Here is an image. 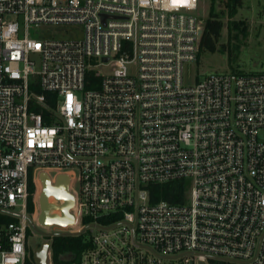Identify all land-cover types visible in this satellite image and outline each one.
<instances>
[{
  "label": "built area",
  "instance_id": "1",
  "mask_svg": "<svg viewBox=\"0 0 264 264\" xmlns=\"http://www.w3.org/2000/svg\"><path fill=\"white\" fill-rule=\"evenodd\" d=\"M203 7L0 0V264H25L42 171L73 185L76 264H264V72L190 79Z\"/></svg>",
  "mask_w": 264,
  "mask_h": 264
},
{
  "label": "rangeland",
  "instance_id": "2",
  "mask_svg": "<svg viewBox=\"0 0 264 264\" xmlns=\"http://www.w3.org/2000/svg\"><path fill=\"white\" fill-rule=\"evenodd\" d=\"M224 1V0H223ZM217 5L222 3V0L215 1ZM210 0H204L203 9L198 11V15L205 18L208 13ZM218 8H220L218 6ZM228 17L225 14L224 20ZM231 20H244L247 25V35L240 37V45L237 50V57L228 62L227 54L220 51L203 52L200 56L198 64L192 66V77L198 76L199 79L204 75L212 72H229V71H245V72H264V0H242L240 7L237 9L236 14ZM60 31L63 28H58ZM227 42V31H223L220 43ZM236 40L232 39L231 44H235ZM50 174H53L50 172ZM46 171H42L39 177L36 178L37 182L41 185L36 191L33 198L34 211L33 217L38 223L35 227V235L29 236V246L35 245L38 241L50 236V233H66V228L57 224H66V212L68 206V195L61 186H66L69 183L67 173H59L51 177ZM66 174V175H65ZM67 176V178H65ZM59 184L55 190L49 186ZM67 181V184L63 183ZM64 184V185H63ZM48 187V191L44 194L43 188ZM68 188V186H67ZM77 189V185H74ZM55 192V193H54ZM58 196V197H55ZM60 200V203L55 205L54 199ZM50 241V239H47ZM69 258V257H66ZM75 264V263H64Z\"/></svg>",
  "mask_w": 264,
  "mask_h": 264
},
{
  "label": "trees",
  "instance_id": "3",
  "mask_svg": "<svg viewBox=\"0 0 264 264\" xmlns=\"http://www.w3.org/2000/svg\"><path fill=\"white\" fill-rule=\"evenodd\" d=\"M216 0H210L208 13L204 18L203 33L200 38L199 52L197 54V62L203 52H215L227 54L228 62L237 57V50L240 45V37L247 35V25L244 20H231L240 7L242 0H222L219 5ZM218 6L220 8H218ZM225 14L228 16L224 20ZM227 31V42L220 43L223 31ZM236 40L235 44H231V40ZM91 74L86 81V88H95L98 80L91 79ZM49 96V94H47ZM187 184L184 180L170 181L162 184H149L150 200L167 201L169 203H182L183 196L186 191ZM29 192H33L34 185L29 182ZM27 209L29 214L34 211L33 196L29 195L27 200ZM1 220L9 221L6 216H2ZM50 239V251L53 264L78 263L83 251L90 246V240L84 233H54L52 236H46ZM69 257V258H66ZM25 264H34L31 257H26Z\"/></svg>",
  "mask_w": 264,
  "mask_h": 264
},
{
  "label": "water",
  "instance_id": "4",
  "mask_svg": "<svg viewBox=\"0 0 264 264\" xmlns=\"http://www.w3.org/2000/svg\"><path fill=\"white\" fill-rule=\"evenodd\" d=\"M65 178H67V176H65ZM57 183L58 182H56L55 185H51V183L49 181V186L52 188V190H55L56 187L59 185ZM63 183L67 184V181H64ZM49 186H47L46 188H43V193L44 194L50 189ZM67 186H68V184L65 187L64 186H61V189L64 190V192H66L67 195H68V188H67ZM48 187H49V189H48ZM55 197H58V196L55 195ZM69 207L70 206H67V209L65 207V212H66V214H65L66 215V220L65 221H67L66 224L52 223L50 225L57 224L59 226H66L68 223H71L72 222V216L69 213ZM48 248H49V242L48 241L44 242L41 245L40 248H35V250L33 252V256H32V260H33V263L34 264H47L46 263V257H47L46 252H47V249ZM199 264H204V263L203 262H199Z\"/></svg>",
  "mask_w": 264,
  "mask_h": 264
},
{
  "label": "flooded vegetation",
  "instance_id": "5",
  "mask_svg": "<svg viewBox=\"0 0 264 264\" xmlns=\"http://www.w3.org/2000/svg\"><path fill=\"white\" fill-rule=\"evenodd\" d=\"M72 187H73V185H72V183H71V181H70V179H69V183H68V200H67V202H68V206H70V207H69V213H70V210L74 207V205H75V200H76V196H75V193H74ZM54 203H55V205H57V204L60 203V200L54 199ZM45 236H47V234H45ZM47 239H48V238H44V239H42L41 241H38V242H37L35 245H33V246L30 245V246L28 247V250H27V257H31V258H32V256H33V252H34L35 248H40L41 245H42L44 242L47 241ZM48 242H49V241H48Z\"/></svg>",
  "mask_w": 264,
  "mask_h": 264
},
{
  "label": "bare ground",
  "instance_id": "6",
  "mask_svg": "<svg viewBox=\"0 0 264 264\" xmlns=\"http://www.w3.org/2000/svg\"><path fill=\"white\" fill-rule=\"evenodd\" d=\"M40 185H41V183L36 181V191H37V189L39 188ZM35 194H36V192H35Z\"/></svg>",
  "mask_w": 264,
  "mask_h": 264
},
{
  "label": "crops",
  "instance_id": "7",
  "mask_svg": "<svg viewBox=\"0 0 264 264\" xmlns=\"http://www.w3.org/2000/svg\"><path fill=\"white\" fill-rule=\"evenodd\" d=\"M66 175V174H65ZM56 199V198H55Z\"/></svg>",
  "mask_w": 264,
  "mask_h": 264
}]
</instances>
